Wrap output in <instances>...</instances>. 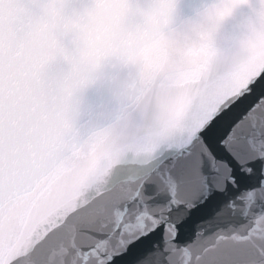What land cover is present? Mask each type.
I'll return each instance as SVG.
<instances>
[{
    "label": "snow or ice",
    "instance_id": "obj_1",
    "mask_svg": "<svg viewBox=\"0 0 264 264\" xmlns=\"http://www.w3.org/2000/svg\"><path fill=\"white\" fill-rule=\"evenodd\" d=\"M0 264H264V0H0Z\"/></svg>",
    "mask_w": 264,
    "mask_h": 264
}]
</instances>
